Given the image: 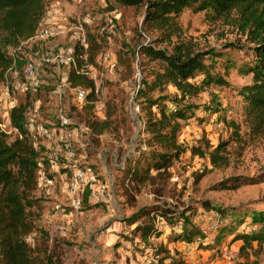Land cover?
Listing matches in <instances>:
<instances>
[{
	"label": "rangeland",
	"instance_id": "rangeland-1",
	"mask_svg": "<svg viewBox=\"0 0 264 264\" xmlns=\"http://www.w3.org/2000/svg\"><path fill=\"white\" fill-rule=\"evenodd\" d=\"M145 2L46 0L38 29L57 33L21 47L3 46L5 53L20 60L16 72L7 73V82L0 83L1 130L8 144L19 134L10 123L9 98H2L6 87L17 106L40 99L43 120H53L57 107L78 123L109 120L102 134L86 135L85 150L96 178L112 179L114 185L105 192L87 185L76 212L66 192L70 171H61L59 160L58 167L49 170L51 178L38 175L37 189L27 195L32 231L26 241L41 256L59 255L62 264H169L172 258L186 264H264V241L244 245L234 236L259 230L249 213L264 214V133L253 134L246 124L238 93L250 77L239 75L237 67L253 59L251 45L234 20L212 19L195 4L184 7L166 40L168 29L143 24ZM78 26L82 27L78 35L86 38L83 54L76 50L78 63L98 76L93 82L97 91L93 101L77 104L73 90L65 86L61 102L56 103L49 91L65 83L71 68L67 56L75 55L79 46L72 36ZM179 42L208 53L205 70L191 80L202 85L200 91L184 94L156 81L162 61L142 52L145 46L170 52ZM46 50L63 61L57 58V64L41 66ZM29 64L39 67L43 84L37 93L23 85L27 82L23 69ZM208 76L212 81L205 84ZM151 102L155 104L150 111L157 117L160 108L185 115L177 121L180 151L167 169L151 168L148 179L131 176L126 182L118 171L120 161L131 155L137 158L147 138L142 125ZM97 105L102 107L99 115ZM146 146L140 156L154 158L146 161L145 168L162 151L150 139ZM192 147L203 155L193 153ZM146 223L155 228L143 238L137 226Z\"/></svg>",
	"mask_w": 264,
	"mask_h": 264
},
{
	"label": "trees",
	"instance_id": "trees-1",
	"mask_svg": "<svg viewBox=\"0 0 264 264\" xmlns=\"http://www.w3.org/2000/svg\"><path fill=\"white\" fill-rule=\"evenodd\" d=\"M45 1L0 0V83L7 80V73L11 67L17 68L20 65L18 57L15 58L5 53L3 46L16 48L23 40L30 38L36 32L44 17ZM121 1L133 5L141 2V0ZM144 4L143 24H154L168 29L166 40H169L171 33L174 32L171 27L176 25V19L184 7L190 4H195V8L200 12L206 11L212 19L234 20V25L246 35L254 56L246 64L237 67L239 75L250 77L247 84L241 86L238 91L242 97L241 111L252 133L263 134L264 0H146ZM77 48H79L77 52L83 54L84 47L76 45L74 48L75 64L80 68ZM142 52L152 60L162 61V72L156 74V81L170 84L184 94L202 90V85L197 86L191 80L197 72L201 73L205 70L204 57L208 53L193 48L191 43L184 42L173 44L170 52L151 46H145ZM67 77L71 87L88 88L90 91L86 96L87 100H94L95 85L88 76L77 74L71 67ZM210 81L212 79L208 76L205 84ZM217 83L222 84L223 81L218 80ZM154 104V102L150 103L149 115L143 118L142 129L147 136L146 139L160 144L162 151L156 155L158 160H154L152 165L145 168L146 161L148 163L154 157L149 155L144 160V157L140 156V153L147 150V140L144 139L139 146L137 158L131 155L120 161L118 171L125 176L126 182L132 179L131 176L138 181L148 179L151 168L157 172L167 169L173 156H177L180 151L176 135L177 121L185 115L181 110L173 109L174 112H165L160 108L157 111V117L155 112L150 111ZM30 106L32 102L18 105L9 114L10 123L19 134L12 144L6 142L5 133L0 128V264H62L59 255L48 253L44 256L42 253L41 256L40 251L34 250L26 241L27 235L32 231V223L26 215V206L29 202L27 195L30 191L34 192L39 185V161H41L42 154L34 147L32 139L28 137L25 113ZM86 124L93 133L100 135L109 126V120L91 119ZM216 149L220 150V146ZM192 152L203 155L198 147H192ZM141 161L144 162L139 164ZM41 162L44 176L50 179L49 161ZM141 171L143 174L139 175ZM165 214L166 212L163 216ZM249 215L254 223L260 224L259 230L251 233H238L234 236L243 240L244 245H249L253 241L262 243L264 241V214L251 212ZM141 226L142 228L137 226V229L141 230L140 236L143 238L148 237L155 228L153 223ZM169 264L186 263L184 260L172 258Z\"/></svg>",
	"mask_w": 264,
	"mask_h": 264
},
{
	"label": "built area",
	"instance_id": "built-area-1",
	"mask_svg": "<svg viewBox=\"0 0 264 264\" xmlns=\"http://www.w3.org/2000/svg\"><path fill=\"white\" fill-rule=\"evenodd\" d=\"M82 30V27L78 26L74 28L73 38L77 41L80 47H86V38L85 36L80 37L78 34ZM56 30L51 28H42L36 30V32L28 39L23 40L19 47L28 43L34 39H47L55 35ZM40 65L49 66L50 64H57V58H60V61H63L62 56L55 57L53 51L46 50L41 56ZM70 66L73 67L74 71L77 74H82L88 76L94 83L97 81L95 72H92L91 67L86 70L83 68H78L75 64V56H67ZM38 68L36 65L29 64L23 69L24 77L27 79V82H24V88L28 89L31 92L37 93L38 90L42 87V80L38 77ZM11 71L16 72V68L13 66L8 70V73ZM7 82V80H6ZM67 86L74 92V99L77 104L83 103L87 100V94L90 91L86 87H71L67 77L65 78L64 84H56L52 90L49 91V98L54 100L56 103L61 102L62 96H64L65 89ZM9 88L3 91L4 99H8V107L10 110L14 109L17 105L14 101L10 100ZM95 93L97 89L95 88ZM40 99L33 101L32 106H30L25 115L28 114L26 119V127L28 129V137L32 139L33 145L36 149L40 150L41 161L48 160L51 168L58 167V161L60 160L61 169H68L70 171L69 182L66 185V192L72 199V207L74 211H79L82 199L80 198L81 192L87 187V185H96V190L98 192H105L107 189L114 185L113 180L100 181L96 178L94 170L91 164L88 162V155L85 150L86 146V135H93L92 129L86 123H78L73 120L67 114L62 113V109L57 107L58 110L53 113V120L44 119L40 114L39 110ZM100 114L102 107L100 105L96 106ZM45 123H48V126H45ZM0 124V128H1ZM3 131V130H2ZM82 150V152H81ZM39 161V174L44 175L42 162Z\"/></svg>",
	"mask_w": 264,
	"mask_h": 264
},
{
	"label": "crops",
	"instance_id": "crops-1",
	"mask_svg": "<svg viewBox=\"0 0 264 264\" xmlns=\"http://www.w3.org/2000/svg\"><path fill=\"white\" fill-rule=\"evenodd\" d=\"M64 170H66V169H62L61 171H64ZM68 170V169H67ZM68 172H69V170H68ZM67 173V172H66Z\"/></svg>",
	"mask_w": 264,
	"mask_h": 264
}]
</instances>
